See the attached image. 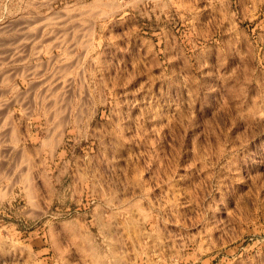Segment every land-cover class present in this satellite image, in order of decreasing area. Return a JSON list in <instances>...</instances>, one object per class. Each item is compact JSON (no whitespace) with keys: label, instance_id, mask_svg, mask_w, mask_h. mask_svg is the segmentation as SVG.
<instances>
[{"label":"rangeland","instance_id":"rangeland-1","mask_svg":"<svg viewBox=\"0 0 264 264\" xmlns=\"http://www.w3.org/2000/svg\"><path fill=\"white\" fill-rule=\"evenodd\" d=\"M0 264H264V0H0Z\"/></svg>","mask_w":264,"mask_h":264},{"label":"bare ground","instance_id":"bare-ground-1","mask_svg":"<svg viewBox=\"0 0 264 264\" xmlns=\"http://www.w3.org/2000/svg\"><path fill=\"white\" fill-rule=\"evenodd\" d=\"M96 1H98V0H96ZM13 135H15V134H13ZM16 135H17V133H16ZM47 139V141L49 142V143H53L54 144V142H57L58 140H56L55 141V139H54V135H52V136H49L48 138H46ZM16 140V139H15ZM46 141V140H45ZM57 145V144H56ZM27 177H28V175H27ZM27 181H29V180H27ZM30 183V182H29ZM31 186V185H30ZM30 189H31V187H30ZM34 190V189H33ZM29 191H31V190H29ZM30 193V192H29ZM28 193V194H29ZM31 194V193H30ZM33 196V195H32ZM35 196V195H34ZM137 205H139V203L137 204ZM139 206H141V205H139ZM142 208V206L140 207V209ZM143 210V209H142ZM99 259V258H98Z\"/></svg>","mask_w":264,"mask_h":264}]
</instances>
